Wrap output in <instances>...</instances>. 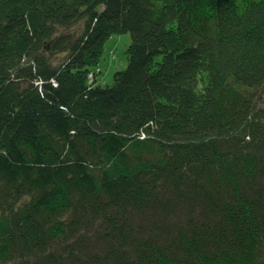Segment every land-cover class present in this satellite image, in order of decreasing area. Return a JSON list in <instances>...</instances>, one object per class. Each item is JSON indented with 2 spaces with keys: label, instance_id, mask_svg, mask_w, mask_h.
<instances>
[{
  "label": "trees",
  "instance_id": "trees-1",
  "mask_svg": "<svg viewBox=\"0 0 264 264\" xmlns=\"http://www.w3.org/2000/svg\"><path fill=\"white\" fill-rule=\"evenodd\" d=\"M263 93L264 0H0V264H264Z\"/></svg>",
  "mask_w": 264,
  "mask_h": 264
},
{
  "label": "rangeland",
  "instance_id": "rangeland-1",
  "mask_svg": "<svg viewBox=\"0 0 264 264\" xmlns=\"http://www.w3.org/2000/svg\"><path fill=\"white\" fill-rule=\"evenodd\" d=\"M79 29L80 24L77 23L74 30ZM130 42L129 33L113 34L110 36L104 43L103 51L95 69L89 72L90 79L96 80L102 85L111 84L113 82L114 73L127 66V47ZM53 60L60 62L62 60V55L53 57ZM261 99H264V93ZM261 103L264 104V100Z\"/></svg>",
  "mask_w": 264,
  "mask_h": 264
},
{
  "label": "bare ground",
  "instance_id": "bare-ground-1",
  "mask_svg": "<svg viewBox=\"0 0 264 264\" xmlns=\"http://www.w3.org/2000/svg\"><path fill=\"white\" fill-rule=\"evenodd\" d=\"M141 137H144L143 135H141Z\"/></svg>",
  "mask_w": 264,
  "mask_h": 264
}]
</instances>
